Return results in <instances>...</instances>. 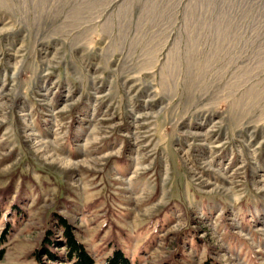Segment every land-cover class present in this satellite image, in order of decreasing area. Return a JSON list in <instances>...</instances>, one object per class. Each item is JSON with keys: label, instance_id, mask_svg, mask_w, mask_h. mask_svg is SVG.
Listing matches in <instances>:
<instances>
[{"label": "rangeland", "instance_id": "rangeland-1", "mask_svg": "<svg viewBox=\"0 0 264 264\" xmlns=\"http://www.w3.org/2000/svg\"><path fill=\"white\" fill-rule=\"evenodd\" d=\"M263 1L0 0V264H264Z\"/></svg>", "mask_w": 264, "mask_h": 264}, {"label": "trees", "instance_id": "trees-1", "mask_svg": "<svg viewBox=\"0 0 264 264\" xmlns=\"http://www.w3.org/2000/svg\"><path fill=\"white\" fill-rule=\"evenodd\" d=\"M13 210L18 206H13ZM60 229V236L54 230H49L45 235L40 248L34 253L38 264H94V260L85 246L78 240L73 226L62 217L57 216L54 229ZM7 225L4 235L0 236V243L9 232ZM55 235V237H53ZM60 249H64L61 252ZM103 264H132L123 251L116 247L113 252L104 260Z\"/></svg>", "mask_w": 264, "mask_h": 264}, {"label": "bare ground", "instance_id": "bare-ground-1", "mask_svg": "<svg viewBox=\"0 0 264 264\" xmlns=\"http://www.w3.org/2000/svg\"><path fill=\"white\" fill-rule=\"evenodd\" d=\"M226 1H227V0H226ZM246 1H247V0H246ZM238 2H239V0H238ZM242 2H243V1H242ZM263 2H264V1H263ZM220 3H221V2H220ZM246 3H247V2H246ZM228 4H229V3H228ZM231 4H232V3H231ZM236 4H237V3H236ZM248 4H249V2H248ZM238 5H239V4H238ZM238 5H237V6H238ZM237 6H236L235 8H237ZM246 6H247V5H246ZM257 6H258V5H257ZM257 6H256V7H257ZM259 7H260V6H259ZM228 8H230V7H228ZM260 8H261V7H260ZM245 9H246V8H245ZM247 9H248V8H247ZM254 9H255V8H254ZM262 9H263V8H262ZM235 10H236V9H235ZM250 10H251V9H250ZM250 10L247 11V12L249 13ZM256 10H257V9H256ZM241 11H242V10H241ZM252 11H253V10H252ZM254 11H255V10H254ZM256 12H257V11H256ZM263 12H264V11H263ZM233 14H234V13H233ZM235 14H236V13H235ZM239 14H240V13H239ZM260 14H261V13H260ZM263 14H264V13H263ZM243 16H244V15H243ZM246 17H247V15H246ZM249 17H250V16H249ZM252 17H253V16H252ZM256 17H257V16H256ZM238 18H239V17H238ZM238 18H237V19H238ZM243 18H244V17H243ZM250 18H251V17H250ZM250 18H249V19H250ZM252 19H253V18H252ZM262 19H264V18H262ZM234 20H235V19H234ZM250 20H251V19H250ZM251 21H252V20H251ZM256 22H257V21H256ZM238 23H239V21H238ZM239 24H240V23H239ZM238 26H239V25H238ZM236 27H237V26H236ZM260 27H262V26H260ZM263 28H264V27H263ZM261 32H262V31H261ZM261 32H260V33H261ZM252 33H253V32H252ZM256 33L258 34L259 32L257 31ZM257 34H256V36H258ZM251 49H252V48H251ZM259 53H260V52H259Z\"/></svg>", "mask_w": 264, "mask_h": 264}]
</instances>
